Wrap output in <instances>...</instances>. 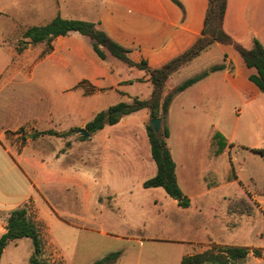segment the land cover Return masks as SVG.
<instances>
[{"label": "crops", "instance_id": "crops-1", "mask_svg": "<svg viewBox=\"0 0 264 264\" xmlns=\"http://www.w3.org/2000/svg\"><path fill=\"white\" fill-rule=\"evenodd\" d=\"M178 1L182 7L172 0H0L4 18L0 24V238L7 232L9 214L27 207L30 217L33 209L38 215L31 218L41 228V237L48 236L57 222L77 230L71 255L72 261L80 264H93L118 250L122 254L116 264H181L186 256L214 246H241L224 239L230 228L236 229L235 223L224 221L221 225L227 227H221L217 216H207L227 188L241 184L231 150L227 149L218 160L208 161L209 135L212 129L220 130L215 121L226 117L230 103L264 96L249 79L256 72L246 75L224 48L232 46L213 44L174 73L166 85L167 94L182 83L167 89L173 76L199 58L215 56L213 48L222 61L208 64L199 73L214 65H226L177 95L170 107L168 147L176 164L178 184L191 201L188 208L180 207L162 188L144 187L157 173L146 129L150 119L147 109L124 116L118 124L89 136L97 142L98 172L92 178L89 173L83 174V182L77 183L82 189L81 198L73 208L71 197H67L66 219L53 197L58 185L71 182L68 174L59 166L51 170V199H44L40 189L44 165L16 151L8 138L20 136V129L28 124L36 127L44 122L61 125L69 138L85 129L98 113L135 98L148 100L153 91L146 71L129 67L110 55L102 60L90 40L79 33L58 37L50 44L29 43L18 51L22 41L29 42L23 38L29 28L45 26L57 16L91 22L130 50L131 61H145L151 69H157L188 51L202 37L208 0ZM224 30L246 48L252 47L253 38L264 46V0H228ZM20 38L18 45L11 41ZM28 84H34L30 97ZM84 85L89 86L88 91ZM76 88L80 92L77 103L73 93ZM65 90L69 92L64 94ZM175 130L184 133L182 139L174 140ZM47 131L58 132H40ZM67 143L75 144L70 140ZM231 168L236 180L228 182L230 176L225 178L224 173L229 175ZM207 170L212 176L206 184ZM125 195L130 199L129 217L125 220L123 215L121 225L113 223L110 228L97 213L104 214L106 199L118 201ZM29 204L34 205L32 211ZM145 206L153 209L150 217L142 212ZM156 209L164 215L161 220L155 217ZM189 210H193V240H186ZM119 227L124 230L118 232ZM22 240L8 244L0 264L29 263L31 257L25 258L19 250ZM45 243L54 247L52 251H60L53 243ZM59 256L63 257L61 252Z\"/></svg>", "mask_w": 264, "mask_h": 264}, {"label": "rangeland", "instance_id": "rangeland-1", "mask_svg": "<svg viewBox=\"0 0 264 264\" xmlns=\"http://www.w3.org/2000/svg\"><path fill=\"white\" fill-rule=\"evenodd\" d=\"M3 2L0 3V7ZM3 15L0 14V24L3 22ZM20 39H11L14 44L18 45ZM228 53L235 58L237 65L246 75L255 73L253 69L246 67L242 57L232 47H224ZM215 56H205L196 60L188 68L182 70L180 73L175 74L168 83L167 89H172L175 84L183 82L189 77L194 76L201 70L206 68L208 64L216 61H222L217 54L216 48H213ZM216 51V52H215ZM250 85L257 89L254 84L250 82ZM32 86V87H31ZM88 91V85H84ZM34 84H28L27 95L30 97V90H33ZM69 91L65 90L63 93L67 94ZM75 101L79 100L78 88L74 89ZM29 104V102H28ZM194 107V105H193ZM198 109V108H197ZM47 110V103L44 102V111ZM134 117V116H133ZM176 117V114H174ZM132 119V118H128ZM138 120V118H136ZM49 122V120H47ZM220 128L221 134L228 140V149L231 150L232 157L234 159V168L236 169L238 176L240 177L241 184L233 185L225 190L223 198L219 199L213 209L208 210V218L217 216L219 226L222 222L228 221L229 223H235L236 229H229V234L224 236L225 240L237 242L241 246L248 247L252 250L250 256L239 264H264V156L260 153V149L264 150V96L261 99L255 101H236L230 103L229 111L226 113V117L223 119L218 118L215 121ZM150 124V119L147 121L146 126ZM76 127L78 123L76 122ZM54 129L58 132V135H41L40 131ZM61 125L51 126L44 122L42 125L36 127L30 124L20 129V136L9 135L10 143L18 152H23L27 157L34 158L38 163L43 166V182L40 183V189L43 193L44 199H51L50 189V173L51 170L55 171L56 166L63 169L71 182L58 185L54 189L55 196L53 201L57 209L62 213L64 219L67 214V197H71L70 205L73 208L74 203H78L81 198V187L77 185L78 182H83V174H91V178L98 172V157H97V142L89 140H82V134L75 132L72 137L68 138V134L63 130ZM184 136V133L180 130L174 131V140H179ZM70 140L75 144L71 145L67 143ZM67 146H69L67 148ZM256 148V149H254ZM68 150L71 154L68 156ZM83 158L85 161H80ZM60 161V162H58ZM230 162V159H227ZM58 163V165H57ZM47 169V172L45 171ZM57 169V170H58ZM85 169V171L83 170ZM62 173L61 171H57ZM233 177L234 171L230 169L229 175ZM63 175V173H62ZM233 181V180H232ZM231 182V181H230ZM246 195V196H244ZM246 197V200H242ZM70 199V198H69ZM247 199L251 202L247 203ZM129 197L119 199L118 201L112 198L106 199L104 214L97 215L102 217L103 222L109 227L114 224L123 222L122 216L125 215L127 220L128 207L130 206ZM33 204H29L30 211L33 209ZM152 208L145 206L142 210L146 214L145 217H150ZM100 211V210H99ZM193 215V210L188 211V231L186 234V240H193L195 238V231L190 218ZM31 217H38L37 214L31 212ZM155 217L161 220L164 215L157 209ZM99 221V220H98ZM59 224V225H57ZM53 225V229L48 236L43 235L42 241L44 243V255L43 258L50 264H80V262L72 261L71 250L72 241L77 240V230L68 228L67 225L58 223ZM111 228V227H110ZM70 230H72L70 232ZM118 232H122L123 227H119ZM151 232H154L152 229ZM48 243H53L60 251H52L54 247H48ZM13 249V248H11ZM19 250L23 253L25 258L29 259L33 254V241L30 238H24L20 242ZM120 251V250H118ZM59 252L63 257L59 256ZM117 252V251H114ZM121 252V251H120ZM254 252L259 253L256 254ZM4 264H8L7 261Z\"/></svg>", "mask_w": 264, "mask_h": 264}, {"label": "trees", "instance_id": "trees-1", "mask_svg": "<svg viewBox=\"0 0 264 264\" xmlns=\"http://www.w3.org/2000/svg\"><path fill=\"white\" fill-rule=\"evenodd\" d=\"M172 1L182 7L178 0ZM208 2L209 8L206 14L202 37L188 51L157 69H151L145 61L140 63L131 61L129 58L130 50L114 42L94 23L81 20H66L60 16H57L45 26L29 28L23 36L29 42L22 41V46L18 49L20 52L23 51L29 43L33 45L50 44L58 37L67 36L75 32L90 40L93 50L102 60H107L108 55H110L127 64L129 67L146 71L150 75V82L153 85V91L148 100L135 98L130 103H119L112 106L98 113L85 126V130L88 131L91 137L102 131L106 126L118 124L122 117L134 114L143 109L149 110L150 121L160 118L162 120V127L159 134L155 133L151 123L146 126L152 156L157 166V173L155 177L144 183V187L164 189L167 195L178 201V205L182 208L190 207L191 201L178 184L176 164L168 147L170 129L167 119L170 107L177 95L207 78L211 73L225 69L226 65H214L186 79L166 94L165 89L170 77L199 57L210 46L219 43L234 47L242 57L246 66L256 71L249 79L264 93V46L257 38H253L252 47L246 48L226 33L224 30V19L228 0H208ZM118 112L122 114L121 118L118 117ZM39 134L60 136L53 131L41 132ZM90 137L82 136L81 139L89 140ZM209 140L211 146L208 161L220 159L228 149V140L216 129H212ZM260 153L264 156L263 150ZM211 176L212 173L207 170L205 174L206 184L209 182ZM227 180L228 182L236 180L235 174ZM24 238H30L33 241L34 253L28 264H50L43 258L44 243L41 237V228L29 216L27 207L14 210L9 214L7 232L0 238V261L8 244ZM251 252L252 250L250 248L242 246H214L203 253L186 256L181 264H239L245 261ZM254 253L259 255L257 252ZM121 254L120 251L112 252L93 264H116Z\"/></svg>", "mask_w": 264, "mask_h": 264}, {"label": "water", "instance_id": "water-1", "mask_svg": "<svg viewBox=\"0 0 264 264\" xmlns=\"http://www.w3.org/2000/svg\"><path fill=\"white\" fill-rule=\"evenodd\" d=\"M118 117L121 118L122 114L120 112L117 113ZM155 133L159 134L161 131V127H162V120L160 118L158 119H153L150 121ZM84 137H89L90 134L88 133L87 130L83 129L79 131Z\"/></svg>", "mask_w": 264, "mask_h": 264}]
</instances>
